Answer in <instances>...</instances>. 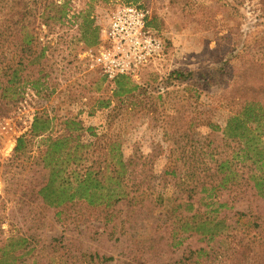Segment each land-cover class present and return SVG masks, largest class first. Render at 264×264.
Returning a JSON list of instances; mask_svg holds the SVG:
<instances>
[{
  "label": "rangeland",
  "instance_id": "obj_1",
  "mask_svg": "<svg viewBox=\"0 0 264 264\" xmlns=\"http://www.w3.org/2000/svg\"><path fill=\"white\" fill-rule=\"evenodd\" d=\"M117 1L147 7L149 27L163 44L153 66L137 81L127 78L137 86L128 96L114 97L115 80L88 67L82 53L95 46L83 44L78 18L53 31L35 28L44 52L31 63V86L19 96L0 97V246L12 243L9 255H17L18 264H264V200L240 178L214 191L215 197L201 190L213 183L206 176L213 160L231 157L239 147L224 139L223 129L227 117L248 101L261 107L263 117L247 125L257 145L264 144V0H71L69 14L88 10L102 25ZM29 6L42 9L40 0ZM8 7L0 9V17ZM2 32L5 62L17 43ZM175 69L190 75L168 79ZM39 116L51 119L50 128L31 138ZM69 119L83 127L85 164L94 158L93 166L108 175L109 145L118 142L122 157L130 160L125 176L130 197L50 207L35 196L49 175L36 157L37 141L66 135ZM21 136L28 142L15 153ZM194 162L207 173L192 184L185 175ZM170 164L183 179L163 174ZM238 166L235 162L241 175ZM139 193L141 198H131ZM179 220L188 224L185 229ZM204 220L206 235L195 230ZM19 238L25 241L17 243Z\"/></svg>",
  "mask_w": 264,
  "mask_h": 264
},
{
  "label": "trees",
  "instance_id": "obj_2",
  "mask_svg": "<svg viewBox=\"0 0 264 264\" xmlns=\"http://www.w3.org/2000/svg\"><path fill=\"white\" fill-rule=\"evenodd\" d=\"M1 1L4 5L0 9L7 5L9 7L7 12L1 14L0 34L3 35L2 31H5L9 39H16L17 45L8 58L9 60L7 59L5 62L0 60V97L4 98L6 93L19 96L25 85L31 86V63L35 58H41L44 52V47H39L40 45L36 43L35 28L46 26L49 31H53L57 25L61 26L70 23L71 19L76 21L80 18L81 22L78 24V29L83 44L89 47L95 46L98 42L100 27L95 23L91 12L78 10L76 13L69 14L71 12V0H40L42 4L40 11H35L29 6L31 0L29 2L27 0H13L11 5L4 0ZM189 75L190 73L186 70L175 69L170 73L168 79L181 80ZM102 79H104L103 76ZM38 83L39 80L36 79L32 83L33 87L38 86ZM136 88L137 86L126 77L119 76L114 82L113 96H128ZM260 109L261 107L256 104V101H248L241 111L227 117L223 129L224 139L237 143L239 147L233 151V156L219 157L213 160V167H208V175L206 176H209L213 183L208 189L204 187L201 189L202 191L208 190V196L214 195L215 197L214 191L229 189L233 185L229 187L228 185L240 178L244 186L249 187L264 200V144L257 145L253 130L247 125L248 121L257 122L263 117ZM49 121L51 119L47 116L34 117L31 138L39 137L48 131L50 128L48 127ZM66 122L72 125L66 129L68 131L66 135L55 138L47 135L40 137L37 141L36 157L40 162H43L44 168H49V175L35 191V196L50 207H59L75 200H85L89 204L102 202L113 204L129 196L125 176L130 160L122 157L118 142L114 140L109 145L111 169L110 175H108L109 173H105L102 167L93 166L97 165V160L94 158L90 159L89 165L85 164L86 155L82 154V149L87 145L79 140L81 135L79 131L83 128L80 121L69 119ZM87 129L91 128L88 127ZM250 134L253 135L249 136ZM69 139L74 140V143L69 145ZM27 142L24 136L18 137L14 147L15 153H22ZM40 145L43 147L40 148ZM235 162L244 171L239 169L241 175L236 170ZM203 164L206 165V163ZM170 165V168L166 169L163 174H169L172 178L178 175L179 180L183 179L184 176L176 171L172 164ZM186 173V179L190 178L193 184L200 177V173L207 172L194 162L192 166L187 165ZM194 188L192 186L187 191L191 193ZM135 191H139V187ZM135 195H131V198L137 200L138 197L141 198L142 193ZM157 198H161L163 201L166 196L161 194ZM205 220L199 222L195 229L202 235H206L209 231L205 229ZM179 223L182 227L184 226L183 229H185V225H188L180 220ZM210 235L209 237H212L213 233ZM22 241L25 239L19 238L17 243ZM11 245L12 243L8 242V249L6 244L0 246V264L19 263L17 255L14 253L9 255L13 249H10ZM14 250L15 248L13 252ZM262 250L264 251V244Z\"/></svg>",
  "mask_w": 264,
  "mask_h": 264
},
{
  "label": "built area",
  "instance_id": "obj_3",
  "mask_svg": "<svg viewBox=\"0 0 264 264\" xmlns=\"http://www.w3.org/2000/svg\"><path fill=\"white\" fill-rule=\"evenodd\" d=\"M147 7L131 1H117L99 25L94 48H86L83 57L90 69H96L107 81L124 76L137 81L146 68L161 57L163 44L148 25Z\"/></svg>",
  "mask_w": 264,
  "mask_h": 264
}]
</instances>
